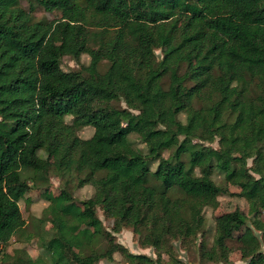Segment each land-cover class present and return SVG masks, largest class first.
<instances>
[{
	"label": "trees",
	"instance_id": "obj_1",
	"mask_svg": "<svg viewBox=\"0 0 264 264\" xmlns=\"http://www.w3.org/2000/svg\"><path fill=\"white\" fill-rule=\"evenodd\" d=\"M34 5L61 17L37 19ZM93 30L104 31L98 48ZM83 55L88 66L62 69ZM87 127L94 134L82 139ZM215 171L264 209V0H0V264H96L102 239L109 262L121 252L127 264L155 263L113 242L99 211L115 232L133 229L160 264L170 242L197 240L205 209L230 195ZM52 176L64 182L63 202L76 204L75 180L94 194L77 216L50 204L29 232L14 197L26 184L45 195ZM76 217L93 235L81 251L65 230ZM249 222L238 209L217 217L203 261L231 264L228 241L244 229L242 261L264 264V228L258 236ZM18 236L37 238L50 260L6 253Z\"/></svg>",
	"mask_w": 264,
	"mask_h": 264
},
{
	"label": "rangeland",
	"instance_id": "obj_2",
	"mask_svg": "<svg viewBox=\"0 0 264 264\" xmlns=\"http://www.w3.org/2000/svg\"><path fill=\"white\" fill-rule=\"evenodd\" d=\"M22 5L28 10L31 7V4L27 1H23ZM35 9L34 15L37 19H48L49 21L57 20L61 17L59 11H54L52 13L45 11L43 8L38 5H34ZM104 31H94L95 37L90 40L89 46L91 48H98L99 42L103 37ZM51 40L60 44L62 42V36L57 31H53L51 35ZM156 55L161 59L160 51L156 52ZM90 64V57L88 55H83L80 61H75L69 57H65L62 61V69L66 72L72 70H80L82 66H88ZM108 68L107 62H104L100 71L105 72ZM123 108H126L124 103L121 104ZM181 120L185 122V115L181 116ZM94 129L92 127L84 128L79 132V136L82 139H89L93 136ZM131 139L136 147L145 148L139 141L136 135H132ZM214 149H218L219 145L216 141L215 143L208 145ZM62 152H56L55 157L52 159V163L55 164ZM170 152H165L164 156L169 157ZM237 157V155L230 156V158ZM249 165H252V161H249ZM28 173H24V178L29 179ZM212 179L214 182L220 186H227L230 195L220 197V205L217 209L207 208L204 211L203 218L199 220V225L203 224L201 229L202 233L199 235L197 240H192L190 242L182 241H172L170 242V253H162L160 264H210L206 260L203 261L199 247L201 242H204L207 248H211L214 243L216 236V218L233 212L235 210L242 211L250 220L249 226L254 234L262 236L261 231H258V227L264 228V209H261L257 203H251L245 200L240 196V189L233 182L225 183L224 176L219 172L215 171ZM63 181L59 180L55 176L51 177V188L44 195L43 192H37L31 185L26 184L16 195L15 199L18 201L24 219L32 226L28 227L29 232H33V223L36 221V218H42L43 212L48 208L50 204H53L60 211L71 212L76 216L80 211V202L85 201L91 198L94 194V187L87 185L83 188L77 187V181L75 180L72 184L70 192L74 196L76 204L63 202L60 196V190L63 186ZM79 205V206H78ZM79 208V209H78ZM99 218L102 220L104 227L108 232H110L114 237L112 241L118 244L120 247L127 249L130 253L134 255H143L150 257L154 260V264H157L159 254L153 247L145 248L142 246L141 236L136 234L131 228H122L120 232L114 231V221L107 219L102 211L98 212ZM51 227V224L47 225V229ZM66 233L67 237L71 241V244L75 251H81L83 244H86L92 241V233L87 230L81 218L76 217L72 221L66 224ZM249 232L247 230H242L241 232L235 233L234 239L228 241V246L231 250L230 260L231 264H247L242 261L240 248L242 244L240 243L242 237L247 236ZM20 236L16 237L11 241L8 247L5 249V252L8 254H13L15 250L25 249L28 255L34 260L38 258H45V261H49V254L46 251L41 250L38 244V239H31L29 242L20 243ZM107 241L102 239L100 242L94 244V249L91 254L95 256L96 264H127L124 255L121 252L115 253L114 260L109 262L103 252L107 248ZM264 252V245L262 247ZM85 253V252H84ZM89 251H86V254H89Z\"/></svg>",
	"mask_w": 264,
	"mask_h": 264
}]
</instances>
